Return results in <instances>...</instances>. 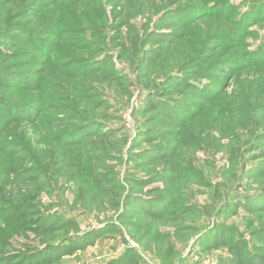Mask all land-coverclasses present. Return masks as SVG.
<instances>
[{
  "label": "rangeland",
  "instance_id": "obj_1",
  "mask_svg": "<svg viewBox=\"0 0 264 264\" xmlns=\"http://www.w3.org/2000/svg\"><path fill=\"white\" fill-rule=\"evenodd\" d=\"M263 11L0 0V264H264Z\"/></svg>",
  "mask_w": 264,
  "mask_h": 264
},
{
  "label": "trees",
  "instance_id": "obj_2",
  "mask_svg": "<svg viewBox=\"0 0 264 264\" xmlns=\"http://www.w3.org/2000/svg\"><path fill=\"white\" fill-rule=\"evenodd\" d=\"M229 1V0H228ZM227 3H229V2H227ZM233 8V7H232ZM263 7H260V9H262ZM262 12V11H261ZM264 12V11H263ZM249 16H251V14H249ZM252 16H253V14H252ZM242 21H243V19H242V17H241V22H240V25L242 26L243 24H242ZM74 225H75V223H74Z\"/></svg>",
  "mask_w": 264,
  "mask_h": 264
}]
</instances>
